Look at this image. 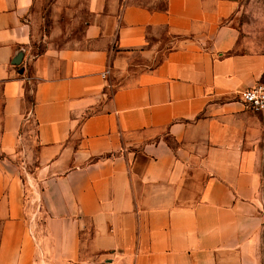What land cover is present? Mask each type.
Masks as SVG:
<instances>
[{
  "label": "crops",
  "instance_id": "obj_1",
  "mask_svg": "<svg viewBox=\"0 0 264 264\" xmlns=\"http://www.w3.org/2000/svg\"><path fill=\"white\" fill-rule=\"evenodd\" d=\"M35 5L0 0V264L244 261L264 54L238 0H88L79 45L39 52Z\"/></svg>",
  "mask_w": 264,
  "mask_h": 264
},
{
  "label": "rangeland",
  "instance_id": "obj_2",
  "mask_svg": "<svg viewBox=\"0 0 264 264\" xmlns=\"http://www.w3.org/2000/svg\"><path fill=\"white\" fill-rule=\"evenodd\" d=\"M122 2L142 4L151 8H161L165 4V0H122ZM87 4L88 0H36L33 9L35 52L41 51L47 43L58 47L79 45L77 43L83 37V16H86ZM234 24L240 35L239 46L245 51L264 54V0H238ZM259 112H262V126L251 147L255 152L256 196L263 223L256 236L245 238L247 246L245 244L244 261H240V264H264V111ZM29 124L30 126L26 128L27 139L30 136L34 138L35 135V121L32 117ZM37 210L38 206H36ZM39 219L41 227L44 217Z\"/></svg>",
  "mask_w": 264,
  "mask_h": 264
},
{
  "label": "built area",
  "instance_id": "obj_3",
  "mask_svg": "<svg viewBox=\"0 0 264 264\" xmlns=\"http://www.w3.org/2000/svg\"><path fill=\"white\" fill-rule=\"evenodd\" d=\"M244 104L253 111H264V82L246 89L242 94Z\"/></svg>",
  "mask_w": 264,
  "mask_h": 264
},
{
  "label": "trees",
  "instance_id": "obj_4",
  "mask_svg": "<svg viewBox=\"0 0 264 264\" xmlns=\"http://www.w3.org/2000/svg\"><path fill=\"white\" fill-rule=\"evenodd\" d=\"M30 103L33 105L34 104V99L30 98Z\"/></svg>",
  "mask_w": 264,
  "mask_h": 264
}]
</instances>
